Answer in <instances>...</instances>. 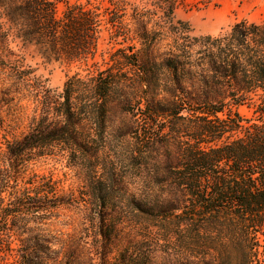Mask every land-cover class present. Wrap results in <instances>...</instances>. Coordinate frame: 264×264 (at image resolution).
I'll list each match as a JSON object with an SVG mask.
<instances>
[{"label":"trees","instance_id":"16d2710c","mask_svg":"<svg viewBox=\"0 0 264 264\" xmlns=\"http://www.w3.org/2000/svg\"><path fill=\"white\" fill-rule=\"evenodd\" d=\"M57 1L0 0V128H25L0 142V264H160L132 218L163 231L167 264H264V22L194 35L176 0ZM12 44L85 68L57 91ZM41 156L81 170L79 200L27 171ZM65 204L97 206L82 237L48 228Z\"/></svg>","mask_w":264,"mask_h":264},{"label":"rangeland","instance_id":"374dc122","mask_svg":"<svg viewBox=\"0 0 264 264\" xmlns=\"http://www.w3.org/2000/svg\"><path fill=\"white\" fill-rule=\"evenodd\" d=\"M85 4L87 0H68ZM177 6L174 15L178 19L185 20L189 23L194 35L211 34L226 31L229 26L239 20L247 19L255 22H264V0H176ZM105 0H89V4H98L101 6ZM64 0L57 1V9L63 8ZM112 40L109 39L108 32L102 29L97 41V50L92 61L101 64L102 60L107 57ZM12 47L16 53L22 56L24 63L28 64L34 71V74L51 89L59 91L66 78L75 71H81L85 66H79L76 63H67L63 60H46L41 57L31 46L21 47L20 44ZM89 60V64L92 62ZM93 66H89L92 68ZM238 111L248 116L250 111L245 106L238 107ZM25 128H19L13 133H6L0 128V142H4L2 134L7 138H12L24 131ZM3 147V144H2ZM114 149V148H111ZM109 162H112L110 159ZM72 162L57 156H41L31 160L28 164L27 171L35 172L40 176H45L56 182L60 192L66 196L74 194L75 200H79L82 193L86 191L85 181L82 180L81 170L71 164ZM83 198V197H82ZM117 210L129 208V206H115ZM97 206H74L65 204L51 209L47 213L48 228L53 231L73 233L77 236L81 233L84 226V214L88 211L95 210ZM115 222L121 223L118 217ZM122 227V225L120 224ZM124 227L133 230L132 234L138 240L144 238L147 248L152 251L161 262L167 264L169 258V242L163 235V231L157 228L155 221L149 219L132 218L128 219ZM121 229V228H120ZM92 235V236H91ZM86 236V240L94 243L97 241L92 233ZM84 237V236H83ZM127 238V237H126ZM130 241V239H128ZM126 240H121V245L125 246ZM128 245V244H127ZM98 260H94L96 263ZM94 264V263H93ZM158 264V263H157Z\"/></svg>","mask_w":264,"mask_h":264}]
</instances>
